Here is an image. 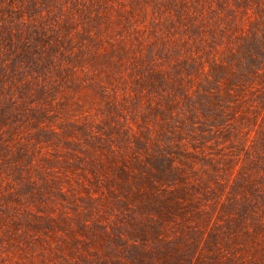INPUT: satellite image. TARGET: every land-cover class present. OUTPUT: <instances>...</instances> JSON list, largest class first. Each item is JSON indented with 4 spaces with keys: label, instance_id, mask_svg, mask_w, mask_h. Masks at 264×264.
<instances>
[{
    "label": "rangeland",
    "instance_id": "374dc122",
    "mask_svg": "<svg viewBox=\"0 0 264 264\" xmlns=\"http://www.w3.org/2000/svg\"><path fill=\"white\" fill-rule=\"evenodd\" d=\"M0 264H264V0H0Z\"/></svg>",
    "mask_w": 264,
    "mask_h": 264
}]
</instances>
